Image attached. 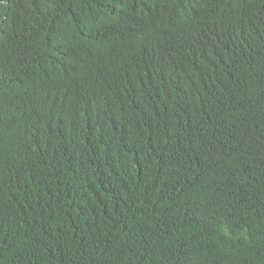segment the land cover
<instances>
[{
    "label": "trees",
    "instance_id": "1",
    "mask_svg": "<svg viewBox=\"0 0 264 264\" xmlns=\"http://www.w3.org/2000/svg\"><path fill=\"white\" fill-rule=\"evenodd\" d=\"M0 264H264V0H0Z\"/></svg>",
    "mask_w": 264,
    "mask_h": 264
}]
</instances>
